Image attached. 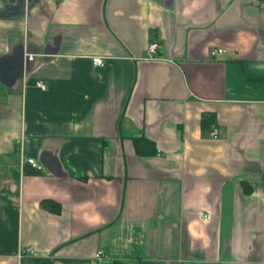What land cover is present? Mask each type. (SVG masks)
Returning a JSON list of instances; mask_svg holds the SVG:
<instances>
[{"label": "crops", "instance_id": "crops-1", "mask_svg": "<svg viewBox=\"0 0 264 264\" xmlns=\"http://www.w3.org/2000/svg\"><path fill=\"white\" fill-rule=\"evenodd\" d=\"M28 6L24 45L0 30V264H264V0Z\"/></svg>", "mask_w": 264, "mask_h": 264}, {"label": "clouds", "instance_id": "clouds-1", "mask_svg": "<svg viewBox=\"0 0 264 264\" xmlns=\"http://www.w3.org/2000/svg\"><path fill=\"white\" fill-rule=\"evenodd\" d=\"M13 2H15V0H13ZM4 4L5 3L0 2V10L4 8ZM28 5L29 0H24L23 14L16 19H11V22H5L0 25V30H2L5 34L11 35L15 38L11 43H9V50L17 41H21L24 45L27 42L29 34L34 31L35 25L32 18V8ZM38 10L39 9L37 8V11ZM55 16L58 23L67 22V20L64 18L65 14L63 11H56ZM46 24L47 21H44L41 35H43L44 31H46Z\"/></svg>", "mask_w": 264, "mask_h": 264}, {"label": "built area", "instance_id": "built-area-1", "mask_svg": "<svg viewBox=\"0 0 264 264\" xmlns=\"http://www.w3.org/2000/svg\"><path fill=\"white\" fill-rule=\"evenodd\" d=\"M11 0H0V2H9ZM156 48H157V44L155 42H152L149 46H148V49H147V54L149 57H153L155 52H156ZM224 52L223 49H220V48H214L210 51V53L212 55H215V54H218V53H222ZM92 61L94 63V65H101L103 62H102V58L99 57V56H95L92 58ZM38 87H40L41 89H45L46 88V84L44 82H37L36 84ZM211 135L213 137H216L218 135V131L216 129H213L211 131ZM25 161L30 164L31 166L33 167H36V168H41V165L39 163H37V161L34 159V158H26ZM101 254V251H98L97 252V256H99Z\"/></svg>", "mask_w": 264, "mask_h": 264}, {"label": "trees", "instance_id": "trees-1", "mask_svg": "<svg viewBox=\"0 0 264 264\" xmlns=\"http://www.w3.org/2000/svg\"><path fill=\"white\" fill-rule=\"evenodd\" d=\"M211 123L212 122L210 121L206 125L209 126ZM134 144H135V147H136V151L139 154H145L147 152H152L153 149H154V146L152 145L151 141L148 138H145V137H142V136L134 139ZM55 208L58 209L59 205L56 204Z\"/></svg>", "mask_w": 264, "mask_h": 264}]
</instances>
